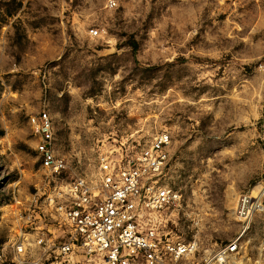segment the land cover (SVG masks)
Masks as SVG:
<instances>
[{
  "label": "rangeland",
  "instance_id": "rangeland-1",
  "mask_svg": "<svg viewBox=\"0 0 264 264\" xmlns=\"http://www.w3.org/2000/svg\"><path fill=\"white\" fill-rule=\"evenodd\" d=\"M41 109L59 173L35 149L28 120ZM162 131L159 181L180 195L166 229L227 243L239 196L264 182V0H0V246L54 228L68 183L97 193L105 162ZM263 236L264 211L245 264H264Z\"/></svg>",
  "mask_w": 264,
  "mask_h": 264
},
{
  "label": "built area",
  "instance_id": "built-area-1",
  "mask_svg": "<svg viewBox=\"0 0 264 264\" xmlns=\"http://www.w3.org/2000/svg\"><path fill=\"white\" fill-rule=\"evenodd\" d=\"M89 32L98 35L96 28ZM28 121L40 165L59 173L65 163L54 152L49 112L41 109ZM170 141L162 131L138 152L105 162L97 193L84 179L68 183L57 193L55 227L20 230L0 246V264H245L241 243L254 217L264 211V182L239 196L235 212L240 230L227 243L209 248L172 233L166 229L167 210L180 195L159 181Z\"/></svg>",
  "mask_w": 264,
  "mask_h": 264
},
{
  "label": "bare ground",
  "instance_id": "bare-ground-1",
  "mask_svg": "<svg viewBox=\"0 0 264 264\" xmlns=\"http://www.w3.org/2000/svg\"><path fill=\"white\" fill-rule=\"evenodd\" d=\"M247 257V256H246ZM249 260V259H248Z\"/></svg>",
  "mask_w": 264,
  "mask_h": 264
}]
</instances>
